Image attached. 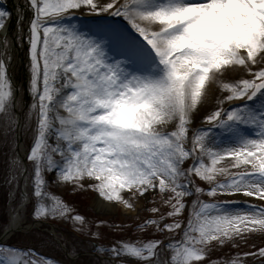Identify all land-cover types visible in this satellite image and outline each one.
<instances>
[{"label": "snow or ice", "instance_id": "obj_1", "mask_svg": "<svg viewBox=\"0 0 264 264\" xmlns=\"http://www.w3.org/2000/svg\"><path fill=\"white\" fill-rule=\"evenodd\" d=\"M0 33V264H264V0H20Z\"/></svg>", "mask_w": 264, "mask_h": 264}, {"label": "rangeland", "instance_id": "obj_2", "mask_svg": "<svg viewBox=\"0 0 264 264\" xmlns=\"http://www.w3.org/2000/svg\"><path fill=\"white\" fill-rule=\"evenodd\" d=\"M3 198H4V194H3L2 189H0V205L3 204ZM67 199H69L70 202H73L76 207L81 208V206H86V209L92 213L90 219H95V217L98 219H109V215L102 214L100 212V210L98 209V207L96 206L94 193L77 194L74 196H69V197H67ZM236 199L245 200L247 198L241 196V197H236ZM251 203H258V201L252 200ZM83 209L85 210L84 207H83ZM47 223L54 224L56 226V228H58V229H63L66 232L67 231L71 232V225L67 224L63 221H48ZM49 230L51 232L54 231L53 228H44L43 229V231H46V232H49ZM102 230H104V229H102ZM104 231H106V230H104ZM39 236H40V233H37L36 234L37 241L39 239ZM131 238L135 239V237H131ZM33 242H36V241H33ZM41 251L49 252V250L47 248H41ZM49 254L55 255L56 253L55 252H49Z\"/></svg>", "mask_w": 264, "mask_h": 264}, {"label": "trees", "instance_id": "obj_3", "mask_svg": "<svg viewBox=\"0 0 264 264\" xmlns=\"http://www.w3.org/2000/svg\"><path fill=\"white\" fill-rule=\"evenodd\" d=\"M79 207H77L78 209ZM82 214L86 215L87 217H89V214L83 209V206H81V208L78 209Z\"/></svg>", "mask_w": 264, "mask_h": 264}, {"label": "bare ground", "instance_id": "obj_4", "mask_svg": "<svg viewBox=\"0 0 264 264\" xmlns=\"http://www.w3.org/2000/svg\"><path fill=\"white\" fill-rule=\"evenodd\" d=\"M1 35H2V33H1Z\"/></svg>", "mask_w": 264, "mask_h": 264}]
</instances>
